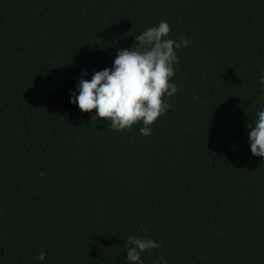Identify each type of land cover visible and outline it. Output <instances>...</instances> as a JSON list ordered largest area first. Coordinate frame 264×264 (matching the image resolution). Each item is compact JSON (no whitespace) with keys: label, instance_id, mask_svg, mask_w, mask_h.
<instances>
[{"label":"trees","instance_id":"obj_1","mask_svg":"<svg viewBox=\"0 0 264 264\" xmlns=\"http://www.w3.org/2000/svg\"><path fill=\"white\" fill-rule=\"evenodd\" d=\"M161 21L192 43L151 135L71 102ZM261 76L264 0H0V264H129V236L161 243L143 264H264Z\"/></svg>","mask_w":264,"mask_h":264},{"label":"clouds","instance_id":"obj_2","mask_svg":"<svg viewBox=\"0 0 264 264\" xmlns=\"http://www.w3.org/2000/svg\"><path fill=\"white\" fill-rule=\"evenodd\" d=\"M170 32V24L161 21L136 35L133 48L118 50L111 68L95 72L91 80L84 79L86 73L82 74L78 95L74 93L71 102L78 104L82 112L95 110L94 118L107 121L113 130L124 131L142 124L141 134L151 135L152 125L171 107L165 97L179 91L173 82L174 66L179 62L177 49L190 47L192 43L183 34L179 39L170 38ZM259 83L264 86V76ZM256 115L255 123L248 124L249 142L252 154L264 157V110ZM143 231H148L147 226ZM126 245L129 264H143L142 253L161 247L160 242L139 236H129ZM45 257L43 251L38 255L41 261ZM157 264L167 261L161 256Z\"/></svg>","mask_w":264,"mask_h":264}]
</instances>
